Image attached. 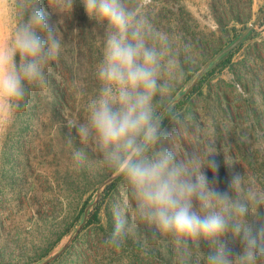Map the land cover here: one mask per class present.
<instances>
[{"label": "rangeland", "instance_id": "1", "mask_svg": "<svg viewBox=\"0 0 264 264\" xmlns=\"http://www.w3.org/2000/svg\"><path fill=\"white\" fill-rule=\"evenodd\" d=\"M232 4L234 12L227 0H146L145 10L154 25L175 36L181 50L189 47L186 60L181 54L184 76L175 85L173 99L237 39L236 30L241 34L264 11V0ZM41 5L62 40L63 55L48 68V88L33 91L29 107L12 130L0 136V264H41L58 253L93 212L98 193L99 202L110 184L105 182L116 175L101 166L99 153L82 145L69 127L86 118L85 98L99 86L95 70L102 58L101 30L79 0H74L72 11L60 14L47 6V0ZM10 31L11 22L0 25V41ZM254 31L241 42L228 68L214 69L202 93L175 109L202 129L201 151L207 142H215L218 169L203 171L221 191L229 190L234 174L244 172L256 174L264 183V19ZM166 116L161 110L163 121ZM164 128L173 131L169 122ZM176 146L183 151L190 144L179 141ZM76 150L85 154L82 163L73 159ZM122 199L120 181L101 203L100 224L81 230L51 264H176L168 241L153 242L145 227L133 225L131 218L124 246L119 251L103 246L113 227L111 209ZM247 219L254 233L264 230V207ZM227 243L233 256L241 251L230 236ZM207 251L202 245L193 264H205Z\"/></svg>", "mask_w": 264, "mask_h": 264}, {"label": "clouds", "instance_id": "2", "mask_svg": "<svg viewBox=\"0 0 264 264\" xmlns=\"http://www.w3.org/2000/svg\"><path fill=\"white\" fill-rule=\"evenodd\" d=\"M73 2L47 0V6L60 14L72 11ZM79 2L100 28L103 46L95 70L99 86L85 98L87 116L69 127L82 145L99 153L101 166L115 172L123 188L103 246L119 251L131 218L153 242L168 241L176 264H193L202 245L208 248L205 264H264V230L254 233L247 219L264 207V183L244 172L231 177L229 190L210 184L203 169H218L215 142L201 151L202 129L174 108V88L184 76L181 54L186 60L189 47L181 50L175 36L154 25L146 0ZM48 17L41 0H0V25L11 22L9 37L0 41V136L29 107L30 94L48 88V68L63 55ZM179 141L190 147L178 150ZM72 156L78 163L85 158L80 150ZM229 236L241 245L235 256Z\"/></svg>", "mask_w": 264, "mask_h": 264}, {"label": "trees", "instance_id": "3", "mask_svg": "<svg viewBox=\"0 0 264 264\" xmlns=\"http://www.w3.org/2000/svg\"><path fill=\"white\" fill-rule=\"evenodd\" d=\"M227 2L231 5V12H234L235 8L234 5L232 4V0H227ZM236 20L240 21L239 18H236ZM253 33H255V31H253ZM253 33H251L246 39L250 38L253 36ZM239 32L236 30L235 31V38H237L239 36ZM245 39V40H246ZM242 45V43L236 47L233 51L227 53L226 55L222 56L219 61L213 66V68H211L210 70H208L202 77L201 79L198 81V83L191 89V91L186 94V96L184 98H182L178 103H176L174 105L175 109L178 108H182L184 107L188 102H189V98L191 95L193 94H201L202 93V88L203 85L205 84L207 79H210L211 77L214 76V69L218 68V71H222L225 68H228L230 66L232 57L234 55V53L237 51V49H239V47ZM169 122L167 116L165 117L164 121H163V127ZM120 182V178L118 177L117 179H115L113 182H111L107 187L106 190L104 192V194L102 195V197L100 198L98 204L94 207L93 212L90 214V216L87 218V220L85 221L82 230H85L86 228H88L91 225H98L100 224V218H99V214H100V210H101V203L105 200V198L108 197V195L116 188V186L118 185V183ZM51 264V263H49Z\"/></svg>", "mask_w": 264, "mask_h": 264}, {"label": "water", "instance_id": "4", "mask_svg": "<svg viewBox=\"0 0 264 264\" xmlns=\"http://www.w3.org/2000/svg\"><path fill=\"white\" fill-rule=\"evenodd\" d=\"M264 19V11L258 16V18L253 21L252 23H250L248 25V27H246L242 33L237 37V39L235 41H233L229 46H227L226 48H224L222 51H220L218 54H216L212 59H210L204 66L203 68L199 71L198 75L196 76V78L193 80V82L189 85V87L185 90L184 93H182L178 98L174 99V104L178 103L182 98H184L186 96V94H188L191 89L198 83V81L201 79V77L207 72V70L209 69V67L211 66V64L213 62H215L216 60L220 59L222 56L226 55L227 53L233 51L236 47H238L239 44H241V42L252 32L256 29L257 25L259 24V22H261ZM118 178V175H114L112 176L110 179H108L105 184L111 183L113 182L115 179ZM100 196V192L98 193L97 196V200L95 201V204L98 203V198ZM87 215V212L85 213V217ZM85 221L78 227L76 234L73 235L61 248V250L52 255L51 257H49L48 259L44 260L41 264H49L51 263L53 260H55L57 257H59V255L64 252L68 246L70 245V243L72 242V240L75 238V236L82 230V227L84 225Z\"/></svg>", "mask_w": 264, "mask_h": 264}]
</instances>
